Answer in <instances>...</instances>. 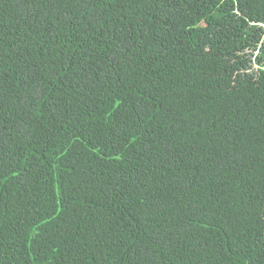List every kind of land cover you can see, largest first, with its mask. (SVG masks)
<instances>
[{"label":"trees","instance_id":"16d2710c","mask_svg":"<svg viewBox=\"0 0 264 264\" xmlns=\"http://www.w3.org/2000/svg\"><path fill=\"white\" fill-rule=\"evenodd\" d=\"M0 264H264V0H0Z\"/></svg>","mask_w":264,"mask_h":264}]
</instances>
